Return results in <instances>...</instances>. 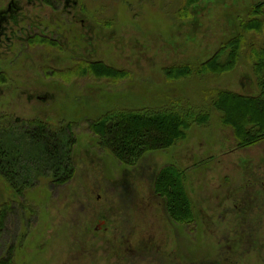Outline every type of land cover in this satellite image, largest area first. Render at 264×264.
<instances>
[{
	"label": "rangeland",
	"instance_id": "obj_1",
	"mask_svg": "<svg viewBox=\"0 0 264 264\" xmlns=\"http://www.w3.org/2000/svg\"><path fill=\"white\" fill-rule=\"evenodd\" d=\"M263 3L202 0L187 8L186 0H0V121L39 120L53 129L71 124L76 139L69 184L55 186L49 173L34 172L32 186L19 196L0 177V207L12 209L0 258L9 255L14 264H264V140L241 144L210 105L220 92L258 94L248 57L264 46V32L246 33L233 72L180 80L165 72L204 65ZM87 63L119 75L96 77ZM177 102L212 108L209 121L133 166L102 148L90 130L112 111ZM170 166L184 173L191 223L174 221L155 192Z\"/></svg>",
	"mask_w": 264,
	"mask_h": 264
},
{
	"label": "trees",
	"instance_id": "obj_2",
	"mask_svg": "<svg viewBox=\"0 0 264 264\" xmlns=\"http://www.w3.org/2000/svg\"><path fill=\"white\" fill-rule=\"evenodd\" d=\"M186 7H192L202 0H186ZM183 10L179 15H184ZM239 35L228 41L204 65L190 71L187 67L166 70L169 80L223 75L233 72L242 59L245 49V35L249 32H264V3L254 7L247 21L239 23ZM252 49V48H251ZM256 79L258 94L240 96L220 92L210 101L212 108L223 113L222 123L236 130L241 144L252 146L264 140V46L253 48L248 57ZM89 71L99 78H113L119 75L103 63H87ZM84 70V69H82ZM87 75L88 71L84 70ZM193 74V75H192ZM171 103L157 109L116 110L94 122L91 132L99 145L122 164L133 166L145 155L168 150L184 141L190 129L209 121L212 108L196 107L188 102ZM67 128H54L47 122L35 120L21 122L0 121V177L19 196L24 188L32 186L31 174L49 173L55 186L70 183L75 173L72 153L76 139ZM155 192L164 197L174 221L191 223L192 207L184 186V173L170 166L158 176ZM25 208V207H21ZM24 210V209H23ZM11 206L0 207V235L5 228ZM0 258V264H14L11 256Z\"/></svg>",
	"mask_w": 264,
	"mask_h": 264
}]
</instances>
